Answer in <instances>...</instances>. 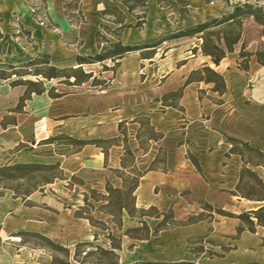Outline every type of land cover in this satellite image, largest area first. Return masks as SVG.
Masks as SVG:
<instances>
[{
  "label": "crops",
  "instance_id": "obj_1",
  "mask_svg": "<svg viewBox=\"0 0 264 264\" xmlns=\"http://www.w3.org/2000/svg\"><path fill=\"white\" fill-rule=\"evenodd\" d=\"M45 1L57 29L35 18L26 0H0V64H22L42 54L50 55L52 63L92 55L93 51L84 50L83 35L90 23L91 42L98 49L96 33L102 20L98 13L104 0H77L87 17V23L79 26L66 16L65 6L73 0H60L56 6L52 0ZM109 1L120 8L119 0ZM197 1L198 10L188 14L185 8L183 18L167 12L156 18L159 26L126 28L123 43L144 48L119 61V73L102 92L80 90L57 99L45 92L19 106L26 87H12V79L0 80V167L60 164L65 178L24 200L0 189V264L51 263L52 256L44 249L24 244L27 235L68 248L95 242L106 230L88 218L96 219L94 213L99 212L105 222L109 219V228L116 224L103 211L109 203L108 188L123 189L124 179L134 176L132 169L142 174L134 194L137 209L166 212L186 192L233 212L259 209L249 206L258 201L234 194L244 162L231 150L242 142L264 152V66L253 57L249 71H242L235 53L216 65L203 53L200 35L171 37L225 15L216 11L219 4ZM19 24L31 32L33 43L20 34ZM65 39L83 45L69 47ZM159 40H163L161 47H147ZM205 67L224 78L222 95L214 90L215 83L189 80ZM40 118L47 120L49 138L68 136L85 143L35 145L34 123ZM145 125L161 135L158 141L145 137ZM127 148L134 161L125 165ZM123 217L124 221L129 217L126 211ZM144 220L154 234L161 219L146 216Z\"/></svg>",
  "mask_w": 264,
  "mask_h": 264
},
{
  "label": "rangeland",
  "instance_id": "obj_2",
  "mask_svg": "<svg viewBox=\"0 0 264 264\" xmlns=\"http://www.w3.org/2000/svg\"><path fill=\"white\" fill-rule=\"evenodd\" d=\"M59 1L60 0H52L53 5L56 6ZM126 1H130L131 6L136 8L135 0ZM243 1L245 0H229V9L226 8L225 4L216 2L215 4L220 5L216 8V11L220 16L223 14L226 15V13L229 14L231 8ZM155 2L156 0H149V10L148 14H146V23L140 29L146 28V25H161L160 23L155 22L160 14L171 12L170 14H177V18H183L185 16V8H187V13L189 14L191 11H197V8L199 7L197 0H157L158 4L154 6ZM73 6L76 5L73 4ZM119 6L130 14L123 2L120 1ZM158 6L160 8H158ZM140 16H142V14H140V8H137L135 9L134 14L126 16V23L134 26L138 22L137 18ZM173 16L172 21L175 22L176 15ZM115 21L116 17L109 16L102 18L99 24L107 26L110 30H114L117 27V24L114 23ZM92 25L93 24L90 23L89 26L86 27L83 35L86 39L84 50L87 52L93 51L92 56H94L98 54L100 50L96 47L94 48L91 42L93 37L91 32ZM97 29L102 35L99 38L100 42H104L105 38L112 42H116L115 36L109 34L111 33L110 31L107 29L105 30L103 27H99V25L97 26ZM242 30V40L237 46H235L233 52L238 57V61L243 43L247 45V52L250 53H256L259 45L262 44L261 28L254 22L253 18H246L243 21ZM212 32L219 34L220 29L211 30L207 32V34H211ZM24 37L27 39L25 35ZM200 38L203 39V36L200 35ZM211 40L217 42V36L212 37ZM65 41L69 47L81 46L80 41L77 39H65ZM162 42L163 40H159L154 44L159 48L161 47L160 45ZM221 43L222 47H224V42L222 41ZM102 46L103 45H101V47ZM251 61H253V58ZM105 63L110 70L105 71L102 64H92L84 66V72L92 73L100 82L106 81L107 84H109L111 79L119 73V67L115 66L112 61H107ZM53 64L59 67H69L72 64H75V60L67 62L66 60L58 59L53 61ZM26 79L37 80L34 76H28ZM92 82L93 81L91 80L89 83L83 84L80 87L73 86L72 80L69 81L64 78L45 83L47 89L54 87L57 92L67 94L80 90H95L97 92H102L107 87L93 86ZM175 95H178V93ZM145 124H147L146 121ZM144 133L146 138L152 136L149 127L147 126ZM47 142L48 141H44L42 143ZM233 146H236V144H233ZM241 150L245 153L247 160H252L254 163L264 162V158L255 155L246 148L241 147ZM248 167L256 172L259 179L264 181V167H253L252 165H248ZM6 185H8V187L18 188L19 193H24L26 189H28L26 182H10ZM1 189L13 193L10 189ZM240 191L243 194H252L255 197L264 195V189L260 186L258 179H256V177H251L249 174L246 175V179L243 182ZM96 198L98 199L99 196H96ZM249 206H251V208H260L264 206V202L252 203L249 204ZM85 208L87 212H91L90 207ZM109 210L110 208H103V211L105 212H108ZM111 210H114L115 212V221L118 223L122 221V229L119 230L116 224V226L112 225V229L109 228L106 224L109 219L105 222L103 214L95 212V220L101 222V227H108L110 231H101V237H97L96 239L98 240L93 242L92 246H81L78 250L79 257L77 260L74 259L76 246L72 248L66 246L55 248L50 245L47 239L41 236L29 235L23 237V242L28 248L44 249L46 253L52 256L50 264H264V227L259 226L257 220L254 218L256 224L255 230L250 231L249 225L237 218L239 215L248 213L244 208L235 210V213L229 210V208L213 205L208 200L201 199L190 192H186L183 199L179 201L177 205H172V207L166 212H161L157 208L148 211V214L150 215L157 214L161 216V221L164 219L165 215L168 216L166 219V229L160 231L157 235H153L149 240H134L125 235L128 229L139 226L138 217L141 216L140 213H135L136 218L131 221H129V217L124 221L123 215L118 212L116 207H111ZM110 234L115 238L120 239V241L116 242V244L122 245V249L118 251L120 256L119 261L106 255L104 251L97 250V247L99 246L104 248V250L109 248L110 240L108 236ZM86 253L89 254L86 255Z\"/></svg>",
  "mask_w": 264,
  "mask_h": 264
},
{
  "label": "trees",
  "instance_id": "obj_3",
  "mask_svg": "<svg viewBox=\"0 0 264 264\" xmlns=\"http://www.w3.org/2000/svg\"><path fill=\"white\" fill-rule=\"evenodd\" d=\"M127 7L129 13L134 14L135 9L140 8V16L136 25H128L126 23L125 13L115 6L111 1L104 0V9L98 13L101 18L114 16L116 17L117 27L114 30H110L107 26L99 24V27H103L105 30L110 31L111 35L115 36L116 42H112L105 38L104 42H100L99 38L102 36L100 31L96 33V44L100 50L98 54L92 56L77 55L75 59V64H72L69 67H59L52 63L51 56L48 54H42L35 57L32 60L24 62L22 64H0V80H9L12 79L11 86H24L26 87L25 96L22 98L19 106L25 103L26 100L30 99L32 95H41L45 92H48L49 96L53 99L61 98L66 93L57 92L54 87L47 89L45 82H50L53 80H72V85L75 87H80L83 84L93 81V86L106 87L108 86L107 82H100L97 77L93 76L92 73L84 72V66L92 64H102L105 71L110 70L108 66L105 65V62L112 61L115 66H120L119 61L122 60L126 55L140 51L144 47L140 45H125L122 41V33L126 28L135 27L142 28L146 23V14H148L149 3L148 0H135L136 8L131 6L130 1L119 0ZM26 2L31 5L33 8V15L40 22L45 23L49 28H57L48 14L47 3L45 0H26ZM207 3H222L225 4L226 8H230L229 0H206ZM75 4L76 6H73ZM79 5V6H78ZM74 8V9H73ZM66 16L74 25H81L87 23V17L83 12L80 2L73 0L71 3L65 6ZM76 13V14H75ZM246 18H253L254 22L261 28V38L262 44L259 45L256 53L247 52V45L242 44V48L239 55V61L237 62L238 67L242 71H249L251 59L255 57L256 62L259 65L264 66V9H263V0H245L236 4L231 8L229 14L223 15L220 18L204 22L202 24L195 25L188 29L182 30L176 34H173L171 37H183V36H194L202 35L203 36V46L202 51L205 55L211 57V61L219 65L220 62L227 56L228 53H233L235 46H237L243 37V21ZM20 34H24L27 37L29 43H33L31 39V32L21 24L18 25ZM220 29V33L216 34L212 32L207 34L211 30ZM207 35V36H206ZM222 35V36H220ZM217 36V42L211 40L212 37ZM224 42V47L222 43ZM80 45H83V42L80 41ZM101 45H103L101 47ZM106 45V47H105ZM157 45L147 46V47H156ZM204 74V75H203ZM28 76H34L37 80L26 79ZM193 79H204L208 83H215L214 90L222 95L226 91L225 80L224 78L217 73L215 70L210 67H205L204 69L195 72L191 75L189 80ZM217 102H219L217 100ZM150 131V130H149ZM151 132V131H150ZM153 139L158 141L161 135L152 133ZM47 143H57V144H76L82 145L85 141H79L68 136H56L49 138ZM96 143V142H95ZM241 147L246 148L255 155H258L264 158V152L260 151L257 148L250 146L247 143L237 142V145L232 148V153L241 155L244 165L241 170L240 182L237 187V190L234 192L236 196L258 202H264L263 196H253L252 194H243L240 189L243 182L246 179V175L249 174L251 177H256L258 179L260 186L264 189V181L259 179L256 172H254L248 165L253 167L262 166L264 167V162L254 163L252 160H247L245 153L241 150ZM163 151H160V156L162 157ZM125 165L131 164L134 161V156L129 148L126 149ZM155 162L152 167H156ZM124 165V164H123ZM131 173L134 175L132 178L124 179L123 189H114L108 188L109 192V203L106 208H110L108 213H110L114 220L116 218L114 210H111V207L118 210V212L123 215L124 211L128 214L131 219L136 218L135 213H140L139 216V226L135 228H130L126 231L125 235L129 236L134 240H148L152 235H157L160 231L166 229V219L168 216H164V219L156 227L154 234H152L151 229L149 228L147 222L144 220V217L151 216L156 218H161L159 215H150L148 214L149 210L137 209L135 207V192L139 186L140 179L142 174L136 169H132ZM50 175V176H49ZM56 179H65L63 172L61 170L60 164H22L17 163L13 165H5L0 167V189H10L13 191L14 196L17 198H22L23 200L29 197L32 193L37 190L45 188L47 185L52 184ZM26 182L28 189L24 193H19L18 188L8 187L6 185L10 182ZM34 182V183H33ZM37 182V183H35ZM88 205V204H87ZM155 209V208H151ZM150 209V210H151ZM237 218L241 219L245 224L249 225V230H255L254 218L257 220L259 226L264 227V206L260 207L257 210L250 211L247 214L239 215ZM91 224L100 227L103 230L110 231L108 227H101V222L95 220L94 218H88ZM115 223L122 227V221ZM144 232V233H143ZM142 233V234H141ZM110 240L109 248L104 250L101 246L97 247V250H102L104 253L114 260L119 261L120 256L118 251L122 249L121 244H116L120 239L115 238L112 234L108 236ZM97 240V239H96ZM49 241V240H48ZM50 245L55 248H61V245L55 244L49 241ZM81 246H92V243H80L76 245V252L74 259L77 260L79 257L78 250ZM89 253H86L88 255ZM119 264V263H118Z\"/></svg>",
  "mask_w": 264,
  "mask_h": 264
},
{
  "label": "built area",
  "instance_id": "obj_4",
  "mask_svg": "<svg viewBox=\"0 0 264 264\" xmlns=\"http://www.w3.org/2000/svg\"><path fill=\"white\" fill-rule=\"evenodd\" d=\"M49 128L45 118L37 119L34 123V143L40 145L42 142L49 139Z\"/></svg>",
  "mask_w": 264,
  "mask_h": 264
}]
</instances>
